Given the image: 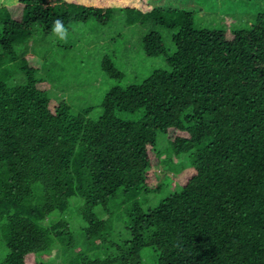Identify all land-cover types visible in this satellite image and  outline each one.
Instances as JSON below:
<instances>
[{"label": "trees", "instance_id": "obj_1", "mask_svg": "<svg viewBox=\"0 0 264 264\" xmlns=\"http://www.w3.org/2000/svg\"><path fill=\"white\" fill-rule=\"evenodd\" d=\"M11 1L0 6V264H43L55 249L59 264H264V0H221L248 16L231 35L196 22L218 0ZM115 8L169 31L172 49L150 31L143 52L165 68L131 85L105 55L116 84L94 120L53 98L34 36L58 19L68 32L105 25ZM154 164L180 182L151 185Z\"/></svg>", "mask_w": 264, "mask_h": 264}, {"label": "rangeland", "instance_id": "obj_2", "mask_svg": "<svg viewBox=\"0 0 264 264\" xmlns=\"http://www.w3.org/2000/svg\"><path fill=\"white\" fill-rule=\"evenodd\" d=\"M9 1L0 0V6L12 7L14 3L11 1L9 4ZM217 2V5L213 3L209 6L202 5L196 22L201 27H226L228 35H231L229 28L234 25L241 26L248 16L225 10L221 0ZM151 4L154 7H164L168 5V0H153ZM154 29L158 28L153 27L151 23L129 25L124 13L115 8V19L109 23L101 25L91 20L85 24H76L63 40L56 34L44 35L42 31L37 32L38 36H34L35 54L39 58L45 56V60L48 57L50 59L49 65L42 72L45 74L51 72V76H45L52 86L53 98L65 100L76 111L91 108L90 117L98 119L104 97L116 84V81L108 78L102 69L101 64L105 55H113L116 66L126 73L122 85L140 83L156 69L165 68L163 57H147L143 52L141 41ZM158 30L164 34L168 48L172 49L170 32L160 28ZM165 176L174 178L173 185L180 182L176 180L177 175L174 172L165 171L162 166L156 164L149 171L148 181L154 185ZM57 251L58 249H55L47 256V261L53 259V264L61 263L62 258L57 256ZM44 258L41 260L43 264H50Z\"/></svg>", "mask_w": 264, "mask_h": 264}, {"label": "clouds", "instance_id": "obj_3", "mask_svg": "<svg viewBox=\"0 0 264 264\" xmlns=\"http://www.w3.org/2000/svg\"><path fill=\"white\" fill-rule=\"evenodd\" d=\"M52 30L57 35V37L59 39L63 40L65 38H67L68 30L65 27V25L63 24V22L60 21L59 19L55 21Z\"/></svg>", "mask_w": 264, "mask_h": 264}]
</instances>
